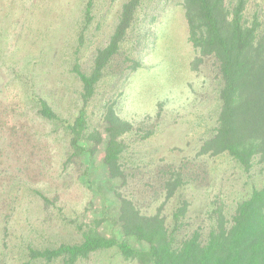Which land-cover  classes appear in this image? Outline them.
Wrapping results in <instances>:
<instances>
[{"label": "rangeland", "instance_id": "374dc122", "mask_svg": "<svg viewBox=\"0 0 264 264\" xmlns=\"http://www.w3.org/2000/svg\"><path fill=\"white\" fill-rule=\"evenodd\" d=\"M130 2L0 0V264H64L63 256L38 252L79 244L89 226L145 250L120 231L124 199L161 218L173 246L194 231L205 241L220 215L230 222L238 203L264 187V162L245 167L226 152L203 151L217 124L222 79L213 56L193 65L198 54L180 0L132 7L85 106L102 140L82 144L91 155L73 153L65 127L82 105L77 72L91 71ZM257 4L264 11V0H253L251 11ZM40 99L59 121L36 116ZM107 109L130 124L118 137L116 177L103 163ZM73 264L153 263L112 246Z\"/></svg>", "mask_w": 264, "mask_h": 264}, {"label": "trees", "instance_id": "16d2710c", "mask_svg": "<svg viewBox=\"0 0 264 264\" xmlns=\"http://www.w3.org/2000/svg\"><path fill=\"white\" fill-rule=\"evenodd\" d=\"M89 2V1H88ZM131 0L125 15L108 45L96 55L89 73L78 71L82 105L72 123L65 127L73 153L82 148L94 150L83 143L100 142L102 133L90 127L85 106L95 92V86L107 60L114 54L128 25ZM253 0H180L187 24L188 41L198 56H213L219 64L222 85L219 92L220 110L213 134L204 142L203 151L226 152L247 167L254 159L264 162V11H251ZM37 117L52 124L59 121L54 108L44 100L35 106ZM105 150L103 163L110 177L119 176L120 150L118 137L130 129L112 109L103 115ZM120 231L147 244L145 250H135L125 240L104 236L97 228L88 227L77 245H60L45 249L38 255L46 259L63 256L64 264L101 248L116 246L125 258L147 255L153 264H264V187L240 201L230 222L220 215L205 241L196 231L188 234L177 246L157 215H141L130 201L119 205ZM177 219L179 215H176Z\"/></svg>", "mask_w": 264, "mask_h": 264}]
</instances>
